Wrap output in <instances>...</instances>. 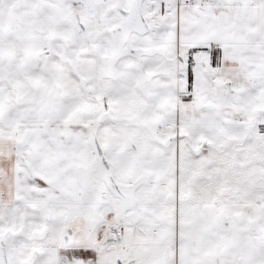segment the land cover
<instances>
[{"label":"snow or ice","instance_id":"snow-or-ice-1","mask_svg":"<svg viewBox=\"0 0 264 264\" xmlns=\"http://www.w3.org/2000/svg\"><path fill=\"white\" fill-rule=\"evenodd\" d=\"M0 264H264V0H0Z\"/></svg>","mask_w":264,"mask_h":264}]
</instances>
